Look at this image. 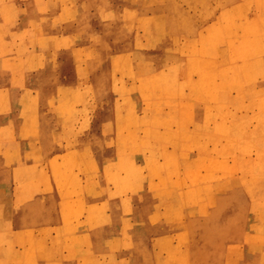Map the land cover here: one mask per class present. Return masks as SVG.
<instances>
[{"label":"crops","instance_id":"crops-1","mask_svg":"<svg viewBox=\"0 0 264 264\" xmlns=\"http://www.w3.org/2000/svg\"><path fill=\"white\" fill-rule=\"evenodd\" d=\"M36 1L3 0L4 15H9H6L8 28L3 35L0 34V47L11 51L10 60L14 62L9 69L0 72V115L3 117L0 123V264H249V247H254L251 240L260 235L259 224L264 219V202L257 204L249 199L247 187L252 184L251 174L248 170L243 174L238 169L230 170L236 167L233 155L223 158L228 166L226 171L223 168L216 171L211 163L215 159V148L226 140L228 122L224 114L229 100H236L241 95L243 99L235 103L236 107H231L233 115L230 119L249 116L246 122L249 130L258 124L251 105L253 98L263 96L261 86L264 76H248L247 80L236 85L228 79L232 68L242 59L251 66L257 64L258 67L259 64L263 69V53L252 54L250 61L246 51L243 54L237 49L239 55L236 54L235 49L243 44L241 40L232 46L230 53L223 49L220 56L212 58L230 63L228 78L224 77L227 83L224 82L222 87H225L213 96L212 106L198 95L191 103L187 100V110L178 98L176 106L160 109L158 113L154 110L147 112L157 115L155 121L163 120V124L173 115V125L159 124V135L169 130L173 135V147H177V164L186 167L191 164L197 180L201 176L197 184L173 191L179 196V209L188 213L183 222H170L168 217L171 213L167 212V204L162 207L161 203L165 191L160 186H152L150 176L138 183L139 186L132 178L130 183L122 180L121 184L112 186L101 171L104 148L110 147L111 159L108 160L118 164L120 145H133L129 140L120 144L123 140L120 138V112L128 118L132 108L116 102L119 92L114 89V67L104 80L108 87L104 88L103 84V88L95 93L99 102L107 104L103 106L101 103L102 107L96 108L94 125L86 117L94 114L91 109L88 112V108H81L75 123H68V115L60 104L56 107L47 103L49 106L46 109L41 108L43 90L54 88L58 82L70 84L82 78L75 74L73 81L61 77L67 76L63 71L68 68L62 53L65 44L58 46L56 52L55 48L60 41L71 36L65 30L64 21L57 19L54 30L48 26L44 33L47 44L44 49H40L36 38L32 43L25 44L23 41V28L36 33L45 22L41 18H49L50 23L59 16L55 14L57 10L51 7L60 0H42L48 8L38 9L34 19L27 22L25 16L29 5ZM74 15L71 14V17ZM16 17L19 25L13 26ZM25 46L29 53L22 52ZM186 54L183 51L179 54L182 55L181 62ZM115 56H112L113 61ZM82 66L85 64L82 63ZM47 67L56 71L46 73L51 76H46L42 88L38 91L24 88L26 76L31 73L43 76ZM251 69L249 72L253 73V67ZM102 70L98 69L97 74ZM179 73L181 76L175 80L179 90L185 80L191 79L194 83L198 78L183 76L187 75L185 70ZM88 76H93V73ZM164 81L157 80L161 86L159 95L154 96L156 99L162 97ZM48 83H54V86H48ZM62 93H58L60 100ZM65 93L71 91L66 90ZM188 96V93H183L181 99ZM260 111L263 112V107ZM184 112L187 114L185 120ZM139 114L142 116L143 111ZM93 135L94 138H91ZM160 138L153 139L152 143L156 147L163 146L164 150L166 144ZM75 144L78 145L77 152L67 149ZM170 148L169 152L172 151ZM170 156H163L159 163L166 164ZM135 158L134 161L138 162ZM246 158L248 161L260 159L255 153L246 155ZM149 159L152 160L151 157ZM71 162L78 165L86 163L91 167L81 173L72 169ZM199 164H207V170L203 166L199 170ZM57 166L58 170L55 169ZM66 173L69 177H63ZM175 174L177 172H173V182L181 176L180 173ZM166 175L169 178L167 171ZM239 181L245 186L237 185ZM158 238L159 250L156 247ZM168 238H177L173 246L165 244ZM178 238H183L185 246L180 245ZM170 248H173V254Z\"/></svg>","mask_w":264,"mask_h":264},{"label":"rangeland","instance_id":"rangeland-1","mask_svg":"<svg viewBox=\"0 0 264 264\" xmlns=\"http://www.w3.org/2000/svg\"><path fill=\"white\" fill-rule=\"evenodd\" d=\"M0 2L3 3V0ZM69 2L72 7L77 9L74 17H71L70 20L71 26L76 31V36L70 39L69 44L73 45L72 51L78 60V66L76 69L72 68L73 57L67 53L66 58L69 60V66L63 71L67 76L61 77L73 81L76 76H79L82 80L72 84L75 89L71 93H62L61 96L63 103L60 104V107L68 115V123L77 122L81 108H88V112H91V109L94 114L90 113L86 117L91 119L94 125L97 120L96 108H101L102 104H104L103 106L107 104L106 102H99L94 92L90 90L91 80H94L97 71L91 70L88 57L83 51L84 46V50L92 53L101 48V54L96 60L100 63L99 68L106 71L110 66L114 67L112 71L114 89L119 92L116 102L120 106H131L132 108L128 118H125L123 112H120V138H123L120 144L127 140L133 144L130 147L120 145L121 156L118 164L108 160L111 159L110 147L104 148L102 150L104 154L102 161L104 162L100 164L101 171L112 186L113 184H121L120 181L122 180L130 183L131 178L140 184L149 179L150 176L152 186H156V188L160 186L165 191L164 195L161 196V203L162 207L167 204V212L171 213L168 220L170 222H175V220L183 222L188 211L179 209V205H177L179 204V196L173 194V191L181 190V187H187L193 183L197 184L201 181V176L197 180L194 170L191 169V164L189 167L177 164V147H173L171 141L173 135L169 130H164L159 135V124L167 127L169 124L173 125V115L169 116L163 124V120L155 121L157 115L150 113L153 110L158 113L160 109L176 106L178 98H180L181 103L183 101L184 110H187L189 96H192L193 99L200 95L207 104L210 98L208 99L203 95L201 87L207 90L215 84L213 78L212 81H209L208 76H205V64L208 63L209 65V62H212L209 61L212 58L211 52H216L219 55L226 48L231 52L232 46L243 40V44L235 49L236 54L238 53L237 49H240L243 54L246 51L248 57L251 58L249 61L253 59L252 54L256 55L262 52L264 55V0H70ZM16 25H19L17 17L13 21V26ZM212 46L215 49H212ZM253 50L255 51L253 52ZM182 51L184 55L187 54L181 62L182 55L179 54ZM113 55H116L114 61L112 60ZM242 61L245 62L248 74L241 72V66H234L229 77L235 79L237 76H241L242 79L233 85L242 82L248 76L250 78L252 76H264V65H262L263 69H260L259 64L258 67L257 64L251 66L248 61L246 62L244 59ZM82 63L85 64L84 67ZM187 64L192 76L196 78L198 76V78L194 83L191 82V79L180 83V90L182 89L180 91L179 84L175 82L178 76H173V73L174 71L178 73L180 70H185ZM251 67H253V73L249 72L252 70ZM222 70L225 69L222 68ZM55 71L47 67L44 74L55 73ZM225 72L224 77L228 78L229 72L227 73V70ZM90 73H93V76L89 77ZM27 77L28 89L35 91L42 88L46 80V76L39 75V73H31ZM201 77L204 79H200ZM83 78H87V80L83 81ZM154 80L162 82L165 80L162 85V97L158 99L155 97L159 95L158 90L160 91L161 85L159 86L157 83L155 87L152 84ZM191 84H194L195 87ZM48 86L53 87L54 83H48ZM261 87L264 96V81ZM15 90L18 91V89ZM183 93H188L189 96L182 100ZM65 97H67L66 101ZM135 97L140 99L136 101ZM256 101L259 102V105H254ZM235 103L237 104V99ZM28 106L30 107V105ZM47 106H49L47 102L41 103V108L46 109ZM251 106L263 107L264 113V97L262 103L260 100L253 99ZM142 111L143 115L141 116L139 113ZM147 112L150 113L147 114ZM231 115H227L228 118ZM185 117L187 118V114L185 115L184 112V120ZM227 133H230V130ZM159 136L162 142L166 144L164 150L163 146L156 147L152 143V140L158 139ZM91 138H94V135ZM169 147L172 150L170 152ZM77 148V144L67 147L73 152H77ZM250 153L257 154V150H246L244 155L248 156ZM167 154L172 155L167 163H159ZM230 154L234 156L237 151L234 150L221 155L216 147L213 153L215 159L211 163L212 168L216 171L223 168L226 171L228 166L223 158L225 159ZM135 157L138 162L134 161ZM149 157H151V161ZM156 158L158 162H155ZM145 160H148L147 163H143ZM235 164L236 167L230 170L238 169L237 162ZM71 165L73 170L77 169V172L81 173L85 168L91 167L86 163L78 165L71 162ZM205 165L207 164H199V170L202 166L205 168ZM248 165L246 164V166ZM55 169L58 170V166ZM94 169L96 168L94 167ZM205 169L207 170V166ZM186 170L187 175L185 176ZM166 171L169 173V178ZM173 172H177L175 175L181 174L174 182ZM63 177L69 176L66 173ZM203 177L205 178V176ZM176 240L177 238H168L165 240V244L169 246L170 243V246H173L172 243ZM178 240L182 247L185 246L183 238H178ZM159 246L158 238L156 243L158 250L160 249ZM170 252L173 254V248H170Z\"/></svg>","mask_w":264,"mask_h":264},{"label":"bare ground","instance_id":"bare-ground-1","mask_svg":"<svg viewBox=\"0 0 264 264\" xmlns=\"http://www.w3.org/2000/svg\"><path fill=\"white\" fill-rule=\"evenodd\" d=\"M69 1L70 0H64V1L60 0L58 2H55V5L53 4L51 8L53 10L54 9L57 10L55 12V14H58L59 16L57 15L58 17L55 18L53 21H50V23L48 22L49 18H47V17L41 18L45 22H43L44 23L43 25H40L41 29H40L39 32L34 33L32 30H30V29H28L26 27V28H23L24 31L23 30L21 31L22 32L21 33V37L23 38V41H25V44H26V42L32 43V41L36 38L37 42H38V46H40V49H44L45 47H47V44L45 43V37H44L45 34L44 33H46V29L48 28V26H51L50 29L54 30V28H55L54 25L56 24L55 21L57 19H59L61 22L64 21V24L67 27L66 31H68V33H69L68 35H71V36L67 37L63 41H60L57 44L56 48H55V52H56L58 46H60L62 44H65V48L62 49V53H63L64 58H65L64 62L66 64V66H69L68 65L69 64V60L66 58V56H67V53H70L72 55V57H73V59H72L73 62H71L72 63V68L76 69L77 66H78V60H77L75 54L72 51L73 45L69 44V41H70V39L73 36H76L75 35L76 31L71 26L70 19H71V14H73V13L75 14L77 9H76V7H72V5L70 4ZM31 3L32 2H30V4ZM6 8H7V10H9V6L6 7ZM46 8H48V5L46 3H44L42 0H37L35 3L29 5V9H28V12L26 13V16H25L26 18L25 19L27 20V22H30L31 19H34L33 17L35 15V13L37 14L36 11L38 9H46ZM4 10H5V8L3 7V3H1L0 4V34H2V35H3L4 32H6V29L8 28V26L6 25V23H7L6 15H9V14L4 15L5 14ZM10 20H11V17H10ZM29 27H31V26H29ZM11 31H13V30H11ZM8 32H10V30H8ZM20 42H22V41L20 40ZM102 43H103V40H102ZM5 44H2V45L4 46ZM70 45H71V48L69 47ZM18 46H16L17 49H18ZM63 47H64V45H63ZM84 47H83V51L86 53V55L88 57V62L90 64V66H91V70L98 71V69H101V68H99L100 67L99 61L96 60V58L101 54V48H99L98 50L94 51V53H92V52H88V51L84 50ZM211 48L215 49L214 46H212ZM20 49H21V47H20ZM25 51H26V53L30 52V50L27 49V46H25L24 49L22 50V52H25ZM226 51L230 53V50L228 48H226ZM10 52H11L10 50H8V49L5 50L4 48L0 47V72H2V73H3V71H6L7 69H9L13 65L14 61L12 60L13 61L12 62L10 60L11 59ZM20 52H21V50H20ZM220 53L222 54V52H220ZM220 53H219V55H217L218 53H216V52L212 53L211 52L212 58L220 56ZM228 56H229V54H228ZM212 58H210V60H209V61H212V62H209V65H208V63L205 64V67H206L205 76H208V80L209 81L210 80L212 81V78H213V81H215L216 84H214L211 89H207V90L204 87H201L203 95L206 98H208V99L210 98V101L208 103L211 102V98H213V96L216 93H218V94L220 93L219 90L221 89L223 83L226 80V78H224V76H225L224 73H226L225 70H229L230 69L229 68V65H230L229 62H226V61H215V59H212ZM15 59H17V58H15ZM20 59L22 60V58H20ZM238 65L241 66V68H242L241 72H245V73L247 72V74H248V71L245 68V62L244 61L240 60L238 62ZM222 68H224L225 70H222ZM111 70H112V66H110L107 71L104 70V72H103V70H102L99 74H97L95 76V80L92 82V84L90 86L91 92H94V94H95L97 92V90L102 87L103 84H104V88L108 87V86L105 85L107 82L104 83V80H105V78H107L106 76H110L109 74H110ZM185 72H187V75H183V76H190V75L192 76V74L190 73L191 70L188 68V64H187V67L185 69ZM48 74H44V72H43V76H51V75H48ZM97 76H99V78H97ZM173 76H181V73H179V71H178V73H176L174 71ZM240 79H242L241 76H237L235 79L229 77L228 81H230V83L233 84V83L237 82ZM73 83L74 82H72L70 84H63V83L58 82L57 85L54 88H47L46 90H43L42 93H41V96H42L41 101H44V102H47V103H51L54 106L58 107L59 104L63 103L58 98V93L61 92V91H63L65 93V91H64L65 89L67 91L74 90L75 87L72 85ZM226 83L227 82H225V84ZM23 84H25L24 88L25 87L28 88L27 76H26V79H25V83H23ZM23 84H22V86H23ZM152 84L155 85V87H156L157 80H154ZM197 85L199 86L200 84L198 83ZM191 86L195 87L194 84H191ZM223 87H225V86H223ZM243 95H244V93H243ZM220 96L222 97V95H219V97ZM241 97H242V95H241ZM241 97L237 98V104H238L239 101L240 102L242 101ZM263 97L264 96H262V98H258V99L253 98V99L254 100H260V102L262 103ZM189 101H192V96H189ZM228 103H229V106L226 109L224 117L226 118L225 120H227V122H228L227 125H226L227 126V132L230 130V133L225 134V137H226L225 143H222V144H220V146H217V150H218V152L221 155H224V153L226 154L227 152H232L234 150L237 151V154H235L234 156H235L236 162L238 164V167H237L238 170H240L241 173L242 172L245 173L246 170H248L249 173L251 174V177H252V184H251L250 187H247L248 188L247 189L248 190L247 194L249 195V199L251 200V202H255V203L257 202V204H259L261 202H264V195H263L264 194V137H263L264 136V113L260 111L259 107L251 106L252 110L255 111L254 117H256V120H257L258 124H256L254 129H250L249 130L247 128V126H246V122H247V119H248L249 116L248 117L241 116V117H238L237 119H234V120L228 118L227 115H231L230 114L231 107L234 106L235 100H229ZM1 104H2V100L0 99V108H1ZM254 105H259V102L256 101V104H254ZM64 106H65V104H64ZM206 106L211 108L212 104H211V106H209V105H206ZM235 107H236V105H235ZM252 114L253 113H251V115ZM2 118L3 117L0 115V123L3 120ZM208 129L210 130V128H208ZM221 137H219V138H221ZM216 143H218V142H216ZM249 149L250 150H253V149L257 150V155L260 157V159H258V160L255 159L254 161L253 160H249L248 161V159L246 158V155H244V152L246 150H249ZM242 151H243V153H242ZM248 163H249V165H248ZM246 164L249 167H247ZM236 184L240 185L241 187L245 186L242 181L236 182ZM263 213H264V210H263ZM233 222H235V221L233 220ZM259 226H260V228H259V234L260 235H257L256 238H253L251 240V241H253L254 247H252V248L249 247V253H248L249 257H250L249 264H264V219L262 220V223L259 224ZM1 233H3V232H1Z\"/></svg>","mask_w":264,"mask_h":264}]
</instances>
